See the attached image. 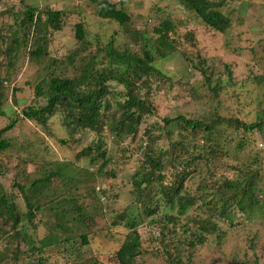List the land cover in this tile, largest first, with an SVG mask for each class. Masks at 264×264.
I'll return each mask as SVG.
<instances>
[{
	"label": "rangeland",
	"instance_id": "obj_1",
	"mask_svg": "<svg viewBox=\"0 0 264 264\" xmlns=\"http://www.w3.org/2000/svg\"><path fill=\"white\" fill-rule=\"evenodd\" d=\"M49 1L53 2L52 9L63 12L62 25L57 31L47 32L49 59L44 58L41 63L36 64L20 57L17 62H13L11 82L5 87L6 98L2 107L7 117L10 116V110L18 109L19 112L31 102L28 86L35 84L44 75L43 67L49 65L47 61H57L60 75L77 77L90 56L107 46L112 39V46L117 51L131 48L139 56L147 49L152 52L154 70L148 74H144V69L141 70L140 78L129 73L139 95L153 104L158 112L154 116L145 117L146 124L160 121L163 117L187 113L195 117L204 114L215 118V110L222 118L236 119L247 124L264 119V0L224 1L221 11L231 21L224 32L216 31L205 24L181 0H127L123 7L129 21L124 27L112 19H103L97 15L98 2L101 0H27V3L38 5L41 9ZM108 1L118 5L121 3V0ZM13 3V0L0 1V30L7 34L14 30L10 27L11 23L14 27L19 25V19L14 14L10 15L7 10H11L10 4ZM22 8L19 0H16L12 13ZM164 21L172 23V29L167 32L170 46L160 44L159 32L154 30ZM79 22L84 26L82 39L76 37V25ZM74 52H78L79 59L70 64L67 58ZM102 61L95 63V70L112 72L113 65L108 66L109 70L106 68L109 59L104 56ZM200 62L204 66H200ZM107 85L109 93L103 99L102 125L108 124L121 113L119 103L125 93L124 87L117 82L112 81ZM14 93L17 100L14 97L10 99ZM8 100L10 106H7ZM16 101L18 108L15 107ZM42 104L38 103L37 98V105ZM11 116L15 118L16 114ZM7 117L0 116V128L9 123ZM62 124H65V119L61 117L50 119L44 125L30 120L19 121L13 130L7 132L11 142V147L6 151L8 158L0 156V188L5 192L14 191L12 183L16 181L26 186L28 197L40 203L41 200L34 198L33 182L56 171L59 174L51 178V182L36 186L41 190L37 193L40 198L52 196L57 210L71 208L76 203L85 208L83 211L93 213V218L89 221L90 227L87 228L78 227L76 222L69 225V221H58L53 215L50 216L51 211L37 213L34 220L37 229L34 230V226L30 225L29 235L36 239L37 244L44 236H54L56 239L44 251L42 264H118L116 254L129 230L115 227L112 224L114 218L107 215L108 207L101 209L103 203L95 194L98 186L104 191L108 190L106 195L111 200L113 195L118 197L111 202V208H129L131 212L141 214V208H144L141 205L151 204L156 209L154 218L164 224L154 227L147 223L139 225L143 247L150 253H139L133 260L134 264H164L161 257L151 253V249L159 248L157 239L163 236L167 242L173 240L177 256L186 259L188 264H264V211L251 210L244 202V212L235 211L231 214L232 220L219 215L216 217L215 226L207 228L212 232L203 233L204 244L191 245L188 240L196 226L189 225L190 231L180 227L181 230L174 232L171 230L172 224L167 223L164 218L165 215L173 217L176 214L173 189L179 183L176 180L178 171L171 169L165 172L162 180L153 177L152 184L147 189L145 186L134 189L130 183V175L135 169L143 168V153L137 148L141 133L133 138V143L126 139L128 137L124 138L123 145H113L112 140H109L110 147L106 148L110 157L109 164L97 172L98 164L103 159L97 158V165L94 166L88 163L86 155H99L100 152L95 151L92 155H82L80 152L85 147L94 150V144L98 141L97 133L86 129L81 133H70L69 126ZM163 131L155 128L156 134L162 133L155 148L169 147L170 140ZM211 137H217V140L216 144L208 142V149L217 148L219 153L224 149L227 155H222L224 157L221 159L217 154L220 160L209 163L202 158L200 163L196 161V169L189 167L193 177L189 189L195 188L199 194L195 204L199 210L191 208L187 217H205L210 213L218 215L221 205L216 211L209 196L218 189L221 180L236 177L239 168L245 169L252 165L253 171L264 177V148L258 149L259 143L264 147V123L261 130L247 132L236 129L235 124L221 121ZM178 138L175 131L170 139L175 141ZM206 140L201 139L203 145ZM242 140L244 146L239 148ZM190 143L192 144L189 139L186 145ZM171 146L168 148V155L176 159L178 150L171 149ZM122 148L123 154H127L130 149L133 152L123 155ZM149 172L147 168V173ZM15 192L17 193V189ZM215 194L212 196L215 197ZM17 195V204L21 210L26 211L20 193ZM139 195L144 197L141 204L136 203ZM247 211L250 216L246 214ZM187 217L183 216L182 219ZM2 221L0 218V224ZM44 224H49L50 230L42 228ZM81 233H85L89 239L86 246L79 239ZM67 239L75 242L68 243ZM19 244L21 251H27L25 242L20 240ZM164 248L169 250L166 245ZM28 253L27 257L20 256L22 260L19 258V264H35L37 255L30 258Z\"/></svg>",
	"mask_w": 264,
	"mask_h": 264
},
{
	"label": "trees",
	"instance_id": "obj_2",
	"mask_svg": "<svg viewBox=\"0 0 264 264\" xmlns=\"http://www.w3.org/2000/svg\"><path fill=\"white\" fill-rule=\"evenodd\" d=\"M13 1L14 3L16 2V0ZM126 1L127 0H121L120 8H118V4L116 3H111L108 0H101L98 2V5L101 7L99 14L103 17L114 19L118 25L124 27L129 21V16L123 7ZM224 1L228 0H181L182 4L194 10L205 24L219 32H224L231 22L223 11H221ZM50 2L51 1L45 3L43 5L45 7L39 9L38 5H30L27 3V0H19L20 7H23L20 11L12 13L14 3L10 4V11L7 9L10 15L14 14L15 17L19 19V25L14 27L11 23L10 27L14 28L12 33L7 34L0 30V116L7 117V113L2 107L4 99L6 98L5 87L11 82L10 72L13 62H17V60L22 57L23 59L27 58L28 61H34L38 64V62L41 63L44 58H50L48 52L49 37L47 32H54L60 29L62 25L61 16L63 15L61 10L52 9L51 6H53V2ZM161 26L154 29L156 32H159L158 40L160 44L170 46L167 32L172 29V23L170 21H164ZM83 28L84 26L82 23H77L76 37L78 39L83 38ZM112 42L113 40L111 39L107 46L103 47L96 54L91 55L86 66L83 67L77 77L69 78L60 75L61 70L59 69L57 61L55 59L47 61L49 65H47L48 67H43L45 72L44 75H42L35 84L32 83L28 86L32 97L31 102L24 106L19 112L18 109L10 110L8 113L10 116L7 117L9 123H7L5 127L0 128V156L4 155L8 158L6 151L11 147V142L8 140L9 137L7 132L13 130L17 123L23 120L35 121L44 125L50 119L53 120L61 117L65 119L64 125L69 126L70 133H81L84 132V129L97 133L98 141L94 144V150L92 151L91 147H85L80 151L82 155H92L95 151L100 152L99 155H86L88 156L86 158L90 165H94L99 157L103 159L100 165L98 164L97 172L102 171L104 167L109 164L110 157L106 150V148L110 147L109 140H112L113 145L121 143L123 145L125 142L124 138L128 137L126 139H130L133 143V138H135L138 133H141L142 135L139 138L137 148L141 149L143 153V168L140 167L135 169L130 175V183L133 185L134 189H141L142 186H145V189H147L152 184L153 177H156V180H162L165 176V172H169L171 169L178 171L176 180L179 181V183L173 189L175 193L174 206L177 207L176 214L173 217H171V215H165L164 218L167 220V223L172 224L171 230L174 232H178L180 227L185 231H190L189 225L196 226L193 232L191 231V238L188 240L189 244H204L203 233L212 232V230L207 228L215 226L217 222L216 217L221 215L224 219L232 220V213L235 211L244 212L246 210L243 206L244 202L247 203L251 210L258 209L263 212L264 177H262L259 172L253 171L252 165H250L245 169L239 168L238 173L235 174L236 177L232 176L221 180L218 189L213 192L216 193L215 197L212 196L213 193L209 196L210 203L216 211L218 206L221 205V209L217 212L218 215H212V213H210L205 217H201V215L187 217V212L191 208L197 209L195 204L199 197L195 188H193V190L189 189L191 188L190 183L192 182L190 180H193V177H191L192 171H189V167L193 170L196 169V161L200 163L202 158L206 163H209L211 161H219L220 158L222 159L224 157L222 155H227L224 149H221V153H219V149L217 148H213L212 150L208 149V142L212 141L216 144L217 137H211V135L214 134L219 123L221 121H226L230 124H235L236 129L253 132L255 129H262L264 119L247 124L236 119L222 118L217 110H215V118L207 117V115L204 114L195 117L187 113L178 114L175 117H163L160 121H155L156 123L150 122L146 124L145 119L147 116H154L158 112L153 104L144 96L142 97L139 95L135 89V84L130 80L131 77L129 73L140 78L142 75L140 72L141 70H145L144 74H148L151 70H154V66L152 65V61L154 60L151 55L152 52L150 49H147L142 52V56H139L132 52L131 48L125 49L124 51H117L113 48ZM3 55L7 56L8 59L4 58ZM104 56L109 59V62H107L109 65H107L106 68L109 70L110 68L108 66L113 65L112 72L95 70V63L103 62ZM9 58L11 60H9ZM78 59V52H74L73 55H70L69 59L67 58L70 64L75 63ZM200 66H204V63L200 62ZM201 70L205 73L204 68ZM112 81L117 82L125 89V93L122 97L123 100L119 103L121 113L108 122V124L102 125L101 114L104 108L103 99L104 96L109 93L107 83L109 84V82ZM13 97L17 100L15 93L12 94L10 99ZM37 98L38 103H43L41 106L37 105ZM18 101H16V108H18ZM9 102L10 100H8L7 106H10ZM12 114H16L15 118H12ZM155 128L159 131L164 130L163 133L166 134L168 140H170L168 146L170 147V145H172L171 149L178 150L176 159L168 155L169 147L155 148V145L162 135V133L156 134ZM175 131H177L179 138L173 141L170 138ZM204 138L207 140L203 145L201 139ZM189 139L192 144L186 145ZM196 140L198 141L194 142ZM65 143L66 141H64V144ZM259 145L261 148H259ZM243 146L244 141L242 140L238 147L240 148ZM263 148V144L259 143L258 149L261 150ZM130 150H128L129 152L127 154H132L133 151L131 152ZM158 152L160 154H158ZM123 153L124 150L122 148V154ZM188 154H190V157ZM182 156L188 157L182 159L180 158ZM147 168L150 170L149 173H147ZM104 173L107 175L106 171ZM104 173L99 174L103 175ZM58 174L56 171H53L45 176L44 179L33 182L35 188L33 192L35 195L34 198H36V200H41L40 203L28 197L26 186L16 181L12 183V187H14L15 190L17 189V193L15 190L10 193L5 192L1 189L2 187L0 185V218L3 219L0 224V264H19V258L22 260V256L27 257L28 252L30 258L34 257L35 254L37 255L35 264H42L44 251L48 249V246H51L56 239L54 236H44V238L38 241V244H40L38 245L36 239H33L32 236L29 235L28 229L30 225L34 226V230L37 229L34 222L35 217L37 213H41L44 210L51 211L50 216L53 215L58 221H69V225L76 222L78 223V227H90L89 221L93 218V213L91 211H83L85 210L83 206L81 207V205L74 203L71 208L64 207L57 210L58 208L56 209L52 196L40 198L37 194L41 191L39 188H36L39 183L51 182V178L56 177ZM94 175L96 179H98L97 175ZM148 175H150V177ZM96 190L95 194L97 198L103 203L101 209L108 207L107 215L114 218L112 224L115 227L120 226L129 230L128 235L116 254L118 264H134L133 260L139 253L141 254L145 251L150 253L148 249L143 247L139 227L144 223H147L150 227L156 225L163 226L164 224L154 218L156 209L152 208L150 203V205L146 203L141 205L144 206V208H141V214L131 212L129 208L123 210L113 209L110 207L111 202L118 199V197L113 195L111 200V198L106 195L108 190L104 191V189L99 186ZM18 193H20L26 211L21 210L20 206L17 204L16 198L19 197L17 195ZM225 195L227 196L225 197ZM143 199V195H139L136 203L141 204ZM246 214L250 216V212L247 211ZM183 216H186L187 219H182ZM42 228L50 230L49 224H44ZM152 231L155 232L154 229H152ZM163 237L157 239L159 248L157 247V250L151 249V253L161 257L164 260V264H188L189 262L186 259L177 256L173 240L171 239V241L167 242ZM79 239L84 246L89 244V239L85 233H81ZM20 240L27 244V251L20 250ZM66 241L68 243L75 242L73 239H67ZM4 245H6V247H4ZM165 245L169 248L168 251L164 248Z\"/></svg>",
	"mask_w": 264,
	"mask_h": 264
},
{
	"label": "clouds",
	"instance_id": "obj_3",
	"mask_svg": "<svg viewBox=\"0 0 264 264\" xmlns=\"http://www.w3.org/2000/svg\"><path fill=\"white\" fill-rule=\"evenodd\" d=\"M182 3V2H181ZM118 8H120V5H118ZM100 9H101V7L99 6V9H98V11H97V15L100 17V18H103V19H111V18H109V17H103V16H101V14H99L100 13ZM113 21H115L114 19H112ZM94 132V131H93Z\"/></svg>",
	"mask_w": 264,
	"mask_h": 264
}]
</instances>
